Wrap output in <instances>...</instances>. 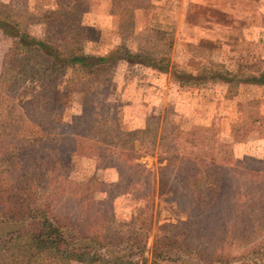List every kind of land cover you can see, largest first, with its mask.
<instances>
[{"label": "trees", "instance_id": "trees-1", "mask_svg": "<svg viewBox=\"0 0 264 264\" xmlns=\"http://www.w3.org/2000/svg\"><path fill=\"white\" fill-rule=\"evenodd\" d=\"M55 1V9L46 15L64 17L76 10L79 0H71V7ZM111 3L118 23L128 19V33L138 41L130 47L120 33L113 50L96 55L76 48L69 38L57 46L32 36L25 30V18H14L0 2V34L10 40L0 63V104L7 108L0 123V264H264V196L234 193L245 205L242 222L216 210L227 196L212 192V186L226 178L230 143L213 141L209 135L196 140L192 132L174 157L177 169L184 172L192 208L185 209L183 220L155 224L152 232V199L147 194L138 197L142 207L126 219L115 220L111 209L106 210L107 202L94 199L90 178L73 189L78 210L73 216L52 211L53 192L60 189L61 177L67 180L64 156L78 145L73 126L62 119L51 96L53 76L60 72L69 71L71 89L89 91L106 80L115 61H123L165 75L181 87L224 84V98L236 94L243 84L259 87L264 96V60H250L248 51L231 55L228 39L206 37L193 44L174 41L166 28L145 26L135 31L130 10L144 7L145 2ZM52 18L44 17L56 20ZM31 78L38 82L33 102L18 107L6 99V93ZM237 105H244L242 122L252 126L258 116L257 100ZM129 165L147 171V190L158 194L172 190L164 167H158L154 177L140 163ZM240 246L242 251L229 253Z\"/></svg>", "mask_w": 264, "mask_h": 264}, {"label": "rangeland", "instance_id": "rangeland-1", "mask_svg": "<svg viewBox=\"0 0 264 264\" xmlns=\"http://www.w3.org/2000/svg\"><path fill=\"white\" fill-rule=\"evenodd\" d=\"M126 1H130V4L146 2ZM0 2L1 8L9 11L14 18H25V30L29 34L38 39H47L57 46H61L64 39L69 38L76 48L89 54L101 55L113 50L120 41L118 35L120 33L124 35L125 42L130 47L138 41L136 35L128 33L130 27L128 19L124 18L123 22L118 23L119 16L112 18L111 24L115 22L116 27L109 29L106 20L109 17H105L104 20V17H93L91 0H79L76 10L69 11L64 17L46 15L50 11V5L54 4L56 7L55 0H0ZM67 3L71 7L73 2L63 0V4ZM67 10L64 7V11ZM136 10H130L133 16ZM143 14L144 12L137 14L139 17L132 16L134 29L139 22L141 26L148 18L142 17ZM44 17H53L52 19L56 20L51 22ZM141 29L142 27L135 31ZM227 42L231 55L237 56L242 50H250V60L259 59V49L253 43H248L246 47L242 41L234 38H228ZM9 44L10 40L0 34V63ZM222 89L219 85H205L199 88L177 86L165 75L123 61H115L106 80L89 91L71 89L68 70L53 76L52 100L59 106L62 119L73 126L75 130L73 137H76L78 145L75 152L72 154L67 152L64 156L63 174L67 180L61 177L60 189L53 192L52 211L73 216L78 211L73 189L75 190L77 182L90 178L94 182L92 192L94 199L105 200L106 210L111 209L115 220L126 219L132 212L142 207L143 202L138 197H143V194L150 195L152 199L149 204L153 222L152 232L155 224L183 220L185 209L192 211V208L188 207L190 205L186 197L188 188L186 184L183 185L184 172H179L174 164V157L185 145L184 139H189L193 132L196 140L198 136L209 135L213 141H229L230 159L224 167L226 178L214 184L212 192L227 196L216 210L227 212L235 223L242 222L245 205L242 198H238L234 193L261 192L264 196V181L260 179V176L264 175V165L259 163L260 159L256 160L250 154L240 159L232 156L233 144L250 136L248 131L251 130V126L242 122L246 114L243 110L244 105L243 107L237 105L244 103L245 100L237 102L229 109L227 106L224 107L231 112L233 120L228 134L222 132L226 124L222 121L221 115L215 114L208 126L190 124L186 116L190 108H187V104L182 106L183 103L180 104L177 100L179 96L182 102L183 99L189 102L188 91H197V102L192 100L194 103H191L193 109L203 112L208 109L214 110L213 106L218 102L214 99H219ZM37 91L38 82L31 78L22 87L6 93L5 96L14 105L22 107L24 103L32 101ZM162 92L164 99L161 95L158 101L156 93ZM240 94L254 95V92L243 90ZM210 101L213 102L208 108ZM257 102L258 109L259 99ZM234 108H238L236 111L240 112L236 117L232 113ZM6 110L4 103H1L0 123L6 118ZM258 126L264 129V120ZM75 142L74 140L73 143ZM128 145L131 150L128 149ZM194 149L197 150L198 147L194 145ZM130 163H140L145 169L152 170L154 177L157 175L158 167H164L163 171L173 185L172 190L164 194L147 190L145 181L148 179L147 171L141 172L139 169L136 171L129 165ZM50 188L48 187L46 192ZM150 241L151 237L148 238L147 246L150 245ZM242 250L241 246L230 248L229 253L235 254ZM68 264L84 263L70 261Z\"/></svg>", "mask_w": 264, "mask_h": 264}, {"label": "crops", "instance_id": "crops-1", "mask_svg": "<svg viewBox=\"0 0 264 264\" xmlns=\"http://www.w3.org/2000/svg\"><path fill=\"white\" fill-rule=\"evenodd\" d=\"M144 4V7L137 8L138 10L135 9L136 12L133 17H139L137 14L144 12L142 17L148 18L141 23V26L139 22L135 29L145 26L158 27L159 29L166 28L174 41L193 44L202 41L206 37L223 40L234 38L242 41L246 47L248 43H253L259 49V59L264 60V0H146ZM91 6L93 17H104L103 20L105 17H109V19H106L108 20V28L114 29L116 27L115 22L111 24L110 21L112 18L118 17L110 10L111 0H91ZM54 7L55 5L52 4L49 9L51 10ZM243 51L245 50H242L241 53ZM132 65L142 67L139 64ZM214 85L223 88L219 99H214L218 100L213 106L214 110L208 109L203 112L193 109L191 103H194L192 100L197 102V91H188L190 94L189 102H185V99L182 102L181 98L177 97L180 104L183 103L182 106L187 104V108H190L186 115L190 124L208 126L215 114L221 115L222 121L226 124L222 132L228 134L233 120L231 119V112L229 113L224 107L227 106L229 109L234 107L237 102L259 99L260 107L257 109V120L253 122L251 130L248 131L250 136L244 141L233 144L232 156L240 159L244 155L250 154L256 160L260 159L261 162L259 163L264 165V129L258 126L264 120V96L261 89L243 84L239 86L236 94L224 98L225 85L221 83ZM243 90L250 93L254 92V95H241L240 93ZM161 95L164 99V92L156 93L158 101L161 99ZM213 101L208 102V108L211 107ZM237 109L232 110L234 117L240 114L236 111ZM261 178V181H264V175L260 176Z\"/></svg>", "mask_w": 264, "mask_h": 264}]
</instances>
